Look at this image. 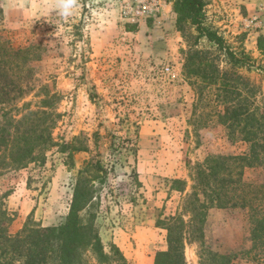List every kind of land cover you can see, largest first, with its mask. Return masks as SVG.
I'll list each match as a JSON object with an SVG mask.
<instances>
[{
    "label": "rangeland",
    "instance_id": "obj_1",
    "mask_svg": "<svg viewBox=\"0 0 264 264\" xmlns=\"http://www.w3.org/2000/svg\"><path fill=\"white\" fill-rule=\"evenodd\" d=\"M164 1L156 18L131 23L121 16L122 0H79L67 21L53 10L56 0H0V40L38 55L27 62L33 90L21 100L3 103L16 94H1L0 80V114L35 111L48 92L59 115L51 130L56 145L44 149L43 162L0 175L11 233L27 220L62 224L81 171L105 247L117 246L126 264H154L167 248L170 217L188 221L183 205L193 167L207 157L230 170L229 196L255 195L264 208V149L251 167L231 158L249 152L243 112L264 124V0H205L204 26L245 58L243 66L205 37L196 39L189 20L177 24L174 0ZM259 140L264 146V131ZM249 215V207L210 206L206 248L230 255V264H264L262 247L251 249ZM198 251L185 242L186 264H199Z\"/></svg>",
    "mask_w": 264,
    "mask_h": 264
},
{
    "label": "trees",
    "instance_id": "obj_2",
    "mask_svg": "<svg viewBox=\"0 0 264 264\" xmlns=\"http://www.w3.org/2000/svg\"><path fill=\"white\" fill-rule=\"evenodd\" d=\"M205 0H174L173 8L177 14V24L189 20L197 31L196 39L205 37L209 43L219 49H225L234 65H245V58L232 53L223 38L217 32L204 26ZM2 9L0 7V21ZM30 47L13 48L0 40V80L3 78L1 94H16L4 98L3 103L16 102L33 90L32 83L26 80L25 73L30 72L27 62L36 60ZM14 70L13 76L7 74ZM44 94L38 109L28 110L18 118L11 111L0 114V175L4 170H17L30 163L43 162V151L55 146L51 136L56 118L54 111L56 96ZM226 111L225 113H227ZM237 119V117H235ZM242 139L249 142V152L243 156L231 157L238 161L241 169L261 163L259 153L264 149L259 138L263 133V123H254L251 112H243ZM83 150V148H74ZM93 166L102 171L98 161ZM240 175V174H239ZM230 170L224 162L207 157L193 167V186L184 199L183 211L189 218L185 222L181 216H172L165 224L167 248L155 254L154 264H186L184 259L185 242H195L199 246V264H230V255L219 254L206 248L203 242L204 223L207 210L213 204L216 207H249L252 227L251 249L262 247L264 252V208L263 198L255 195L229 196L228 184ZM176 184L185 182L173 180ZM261 184L260 187H263ZM178 190L183 191L184 187ZM9 191L0 190V264H126L122 252L114 244L106 248L102 243L95 225V215L88 210L92 200L91 185L82 176L76 178L72 197L65 221L56 226L40 227L36 222L26 221L15 233L9 231L14 219L5 207L4 200ZM233 197V198H232ZM236 199V200H235ZM258 200V203H253Z\"/></svg>",
    "mask_w": 264,
    "mask_h": 264
},
{
    "label": "built area",
    "instance_id": "obj_3",
    "mask_svg": "<svg viewBox=\"0 0 264 264\" xmlns=\"http://www.w3.org/2000/svg\"><path fill=\"white\" fill-rule=\"evenodd\" d=\"M164 2V0H122L120 13L125 21L131 23L156 18Z\"/></svg>",
    "mask_w": 264,
    "mask_h": 264
},
{
    "label": "clouds",
    "instance_id": "obj_4",
    "mask_svg": "<svg viewBox=\"0 0 264 264\" xmlns=\"http://www.w3.org/2000/svg\"><path fill=\"white\" fill-rule=\"evenodd\" d=\"M79 0H56L53 10L62 20L72 18L79 8Z\"/></svg>",
    "mask_w": 264,
    "mask_h": 264
}]
</instances>
